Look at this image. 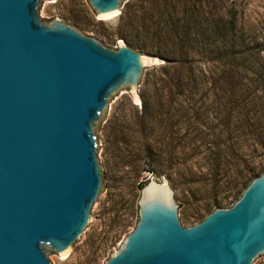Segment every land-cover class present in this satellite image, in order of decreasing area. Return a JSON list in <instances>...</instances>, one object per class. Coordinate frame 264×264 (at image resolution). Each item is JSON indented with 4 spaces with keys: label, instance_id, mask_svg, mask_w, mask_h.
<instances>
[{
    "label": "water",
    "instance_id": "water-1",
    "mask_svg": "<svg viewBox=\"0 0 264 264\" xmlns=\"http://www.w3.org/2000/svg\"><path fill=\"white\" fill-rule=\"evenodd\" d=\"M125 0H87L103 19ZM46 0H0V264L67 259L96 225L106 177L97 131L112 101L164 60L110 50L56 18ZM139 220L104 264L264 261V172L229 208L184 228L166 181L141 188Z\"/></svg>",
    "mask_w": 264,
    "mask_h": 264
},
{
    "label": "trees",
    "instance_id": "trees-1",
    "mask_svg": "<svg viewBox=\"0 0 264 264\" xmlns=\"http://www.w3.org/2000/svg\"><path fill=\"white\" fill-rule=\"evenodd\" d=\"M147 4L146 10L137 8L132 13H124L120 33L129 47L145 50L164 60V64L153 68L156 72L153 85L150 88L144 85L140 91L139 112L131 105L137 111L133 125L139 128L135 143L146 157L142 170L157 171L161 175L183 152L178 148L189 149L188 144L164 141V150H161L162 144L154 135V120L159 111L162 123L167 125L174 103L172 94L193 97L202 92L206 80H210L211 85L202 93L207 95L219 88L220 95L213 103H220L223 112L231 109L228 112L230 126H224L226 135L214 136L209 129L200 132L205 160L214 168L216 177L223 163L234 156V148L237 145L242 148L247 136L253 140L250 136L253 130L264 125V58L261 56L264 50V0H256V10H250L243 0H234L228 6L218 0H148ZM145 21L149 24L142 25L139 30L136 23ZM141 33L143 39L139 38ZM245 79L248 80L246 83L243 82ZM163 93L170 97L157 101L156 95ZM190 101L193 105L196 103ZM183 103L185 101H175L174 104L178 125L188 121L189 110L194 109L185 110ZM127 127L123 121L116 131L117 141L124 146L131 141L124 133ZM196 130L193 128L192 132L199 134ZM259 165V162L246 165L232 180L230 194L233 197L239 195L237 200L250 182L264 172H260ZM213 205L215 209L224 208L217 200Z\"/></svg>",
    "mask_w": 264,
    "mask_h": 264
},
{
    "label": "rangeland",
    "instance_id": "rangeland-1",
    "mask_svg": "<svg viewBox=\"0 0 264 264\" xmlns=\"http://www.w3.org/2000/svg\"><path fill=\"white\" fill-rule=\"evenodd\" d=\"M218 1L228 6L234 0ZM243 1L250 10L257 9L254 6L256 0ZM147 3L148 0H125L117 17L103 19L91 8L87 0H46L41 18L44 24L58 18L80 34L93 38L110 50H116L120 44H126L120 36L122 16L126 12L132 13L137 8L146 10ZM145 24L149 22L136 23L139 30ZM139 38L143 39L144 34L141 33ZM134 50L153 56L147 54L145 50L136 48ZM261 56L264 58V50L261 51ZM153 57L162 59L158 56ZM154 67L158 66L145 68L143 87L145 85L150 88L153 85L156 74ZM247 81V79L243 80L244 83ZM205 83L206 87L202 92L211 85L210 80H206ZM211 91L207 95L200 92L193 97L187 94L184 96L172 94L174 103L169 110L170 118L167 125L162 123L161 112H157L154 120V135L157 142L162 144L161 150H164V141L181 142L189 146V149L178 148L183 152L169 163L170 168L164 170L161 175L157 171L156 174L142 170V163L146 161V157L143 156L142 148L139 149V144L135 143L139 128L133 125L137 111L131 105L139 112L140 91H136L134 96L127 90L112 101L96 133L102 142L99 158L107 180L96 225L66 260L47 252L52 264H104L112 254L120 250L125 238L138 223L141 188L150 177H154L157 182L163 180L167 182L173 199L180 208L184 228L194 226L211 213L215 209L213 205L215 200L220 201L224 208L232 206L239 196L233 197V194H230L231 182L236 179L237 174L252 162L256 164L259 162L260 172L264 170V125L253 130L250 136L254 141L249 140L247 136L242 148H238V145L234 148V156L223 163L214 177V168L205 160L206 151L201 143L203 136L200 132L209 129L210 134L214 136L226 135L224 126H230L228 123L231 118L228 117V112H231V109L223 112L224 108L219 106L220 103H213L219 97L221 90L216 88L215 92ZM169 97L165 93L157 94L156 100L165 101ZM191 99L196 101L194 105ZM175 101H185L183 103L185 110L194 108L189 110L188 121H181L179 125L176 123ZM123 121L128 124L124 129L126 138L131 140L127 141L125 146L116 139V131ZM193 128H196L199 134L192 132ZM226 197L228 198L224 199ZM258 264H264V261Z\"/></svg>",
    "mask_w": 264,
    "mask_h": 264
},
{
    "label": "bare ground",
    "instance_id": "bare-ground-1",
    "mask_svg": "<svg viewBox=\"0 0 264 264\" xmlns=\"http://www.w3.org/2000/svg\"><path fill=\"white\" fill-rule=\"evenodd\" d=\"M102 18V17H101ZM136 101H139V100H136Z\"/></svg>",
    "mask_w": 264,
    "mask_h": 264
}]
</instances>
